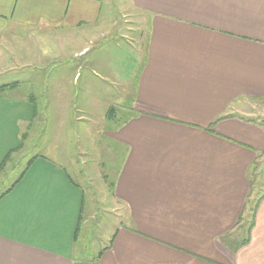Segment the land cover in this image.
I'll return each mask as SVG.
<instances>
[{
	"label": "crops",
	"instance_id": "crops-1",
	"mask_svg": "<svg viewBox=\"0 0 264 264\" xmlns=\"http://www.w3.org/2000/svg\"><path fill=\"white\" fill-rule=\"evenodd\" d=\"M105 1L0 0V76L32 64L33 53L17 48L28 36L97 41L109 19ZM128 1L147 30L139 31L131 108L110 137L122 221L97 264H264V191L247 207L264 172V123L250 109L264 103V0ZM3 86L0 186L36 115L35 95ZM92 171L83 178L89 187ZM6 185L0 264L94 262L77 252L96 219L95 192L86 197L62 164L36 158Z\"/></svg>",
	"mask_w": 264,
	"mask_h": 264
},
{
	"label": "rangeland",
	"instance_id": "rangeland-1",
	"mask_svg": "<svg viewBox=\"0 0 264 264\" xmlns=\"http://www.w3.org/2000/svg\"><path fill=\"white\" fill-rule=\"evenodd\" d=\"M128 4V0L103 3L109 19L102 33L97 34V41L90 42L81 34L72 38L67 32L58 35L42 32L18 39L19 52L27 48L33 53L32 64L0 76V86L15 82L20 84L21 91L35 95L36 111L27 135L22 138V150L10 162L12 168L8 179L0 186V194L7 189L6 184L20 177L31 159L62 164L85 190L86 197L88 192H95L96 219L86 227L82 237L83 250L77 252L78 257L92 261L110 246L113 231L122 221L111 194L120 155H117L119 150L111 144L110 137L131 108L139 71L135 51L139 49V42L144 41L142 32L147 30L139 26V15ZM140 45L143 48L144 43ZM83 46H87L89 52L80 58L73 56ZM28 52L21 54L23 60L30 63ZM76 68L79 72L74 81ZM109 109L114 110L112 118H107ZM250 109L257 116L254 119L264 123V103L250 106ZM61 148L65 150L64 155H61ZM93 165H96L97 172H94ZM90 170H93L91 176L94 178L92 187L83 179ZM262 174L261 177L259 173L251 201L247 203L250 209L264 191V172ZM248 220L247 214L242 221L243 227L248 225Z\"/></svg>",
	"mask_w": 264,
	"mask_h": 264
},
{
	"label": "trees",
	"instance_id": "trees-1",
	"mask_svg": "<svg viewBox=\"0 0 264 264\" xmlns=\"http://www.w3.org/2000/svg\"><path fill=\"white\" fill-rule=\"evenodd\" d=\"M6 88H7L6 86H3V87L0 88V91L4 90V89H6ZM113 111H114V110H113ZM112 116H113V114H112ZM110 243H111V241H110ZM101 253H102V252H100V253L97 255V257H96V261L93 262L94 264H97V261H98V260L100 259V257H101V256H100Z\"/></svg>",
	"mask_w": 264,
	"mask_h": 264
},
{
	"label": "water",
	"instance_id": "water-1",
	"mask_svg": "<svg viewBox=\"0 0 264 264\" xmlns=\"http://www.w3.org/2000/svg\"><path fill=\"white\" fill-rule=\"evenodd\" d=\"M74 264H94V263H90V262H76Z\"/></svg>",
	"mask_w": 264,
	"mask_h": 264
}]
</instances>
